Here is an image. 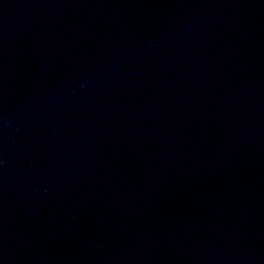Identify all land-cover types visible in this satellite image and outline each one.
<instances>
[{
    "label": "water",
    "instance_id": "water-1",
    "mask_svg": "<svg viewBox=\"0 0 264 264\" xmlns=\"http://www.w3.org/2000/svg\"><path fill=\"white\" fill-rule=\"evenodd\" d=\"M0 264H264V0H0Z\"/></svg>",
    "mask_w": 264,
    "mask_h": 264
}]
</instances>
